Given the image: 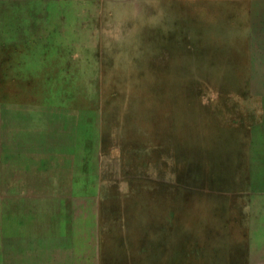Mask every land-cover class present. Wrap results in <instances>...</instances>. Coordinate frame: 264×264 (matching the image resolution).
Listing matches in <instances>:
<instances>
[{
  "label": "crops",
  "instance_id": "0c3cea01",
  "mask_svg": "<svg viewBox=\"0 0 264 264\" xmlns=\"http://www.w3.org/2000/svg\"><path fill=\"white\" fill-rule=\"evenodd\" d=\"M80 3L85 10L71 4L69 33L80 81L92 69L140 92L264 86V0ZM210 97L215 115L216 99L237 110L227 119L207 115L195 141L158 135L157 121H141L126 140L119 133L117 158L86 162V190L75 195L86 208L74 224L75 247L85 253L76 251L72 264H264L262 158L248 141L264 129V111L220 89Z\"/></svg>",
  "mask_w": 264,
  "mask_h": 264
},
{
  "label": "rangeland",
  "instance_id": "374dc122",
  "mask_svg": "<svg viewBox=\"0 0 264 264\" xmlns=\"http://www.w3.org/2000/svg\"><path fill=\"white\" fill-rule=\"evenodd\" d=\"M71 2L0 0V264H72L76 251L85 253L75 247L80 239L74 224L85 213L86 200L75 195L86 190V162L117 158L113 148L121 131L126 140L139 122L149 127L154 120L158 135L166 130L178 142L185 137L193 142L207 115L227 119L237 110L229 98L216 99V115L208 108L219 89L223 96H239L244 107L264 111V86L140 92L111 86L92 69L80 81L72 65L71 4L78 11L86 6ZM260 65L264 72V61ZM256 131L248 141L257 143L258 170L264 174L262 125Z\"/></svg>",
  "mask_w": 264,
  "mask_h": 264
}]
</instances>
